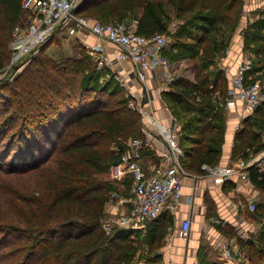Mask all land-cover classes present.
Returning a JSON list of instances; mask_svg holds the SVG:
<instances>
[{
	"label": "trees",
	"instance_id": "trees-1",
	"mask_svg": "<svg viewBox=\"0 0 264 264\" xmlns=\"http://www.w3.org/2000/svg\"><path fill=\"white\" fill-rule=\"evenodd\" d=\"M161 1L172 9L180 25L188 24L194 14L214 25L225 22L224 11L238 0ZM151 3L85 0L77 13L101 21V16L124 20L141 11L138 33H164L171 23L167 27L165 13L163 19ZM206 11L210 16H204ZM26 16L22 0H0V72L13 74L8 69L9 43L15 25L22 24ZM118 23L131 24L127 20ZM200 31L196 38L200 51L204 57L215 59L218 51L211 42L210 30L203 25ZM55 41V37L46 41L16 77L0 83V172L29 178L35 175L38 179L29 189L13 191L14 223H0V263L130 264L136 258L135 238L122 229L111 233L104 226L105 206L115 187L103 176L120 159L130 137H145L146 124L141 111L130 106L123 89L98 86L95 77L87 74L96 69V62L87 53L79 50L76 56L59 59L49 55L47 49ZM256 55L264 57V44ZM255 67L253 60L251 73ZM218 77L213 83L204 67L196 65L194 80L174 77L164 92L174 105L185 104L186 111L195 112L182 123L178 113L170 110L178 117L179 143L186 158L182 162L190 173L202 172V165L214 166L222 159L226 131L220 123L221 106L216 99L217 91L223 87L228 90L229 85L226 72ZM261 109L264 105L256 110ZM260 115L264 118V110ZM118 140L125 141L124 148H116ZM234 150L239 152V160L261 154L263 133L246 123L236 133ZM7 159L10 162L5 166L3 161ZM248 172L251 182L264 194V170L253 165ZM252 217L262 224L239 244L247 248L251 264H264L263 202L257 203ZM173 225L170 217L158 227L149 241L151 252L162 248Z\"/></svg>",
	"mask_w": 264,
	"mask_h": 264
},
{
	"label": "built area",
	"instance_id": "built-area-1",
	"mask_svg": "<svg viewBox=\"0 0 264 264\" xmlns=\"http://www.w3.org/2000/svg\"><path fill=\"white\" fill-rule=\"evenodd\" d=\"M83 1L22 0V8L27 12V16L25 22L15 25L12 32L11 60L8 67L9 70H13L12 76L18 74L38 53L40 47L52 37H56L59 32L66 31L67 35H75L80 29H87L98 38L115 44L119 48L115 61H132L136 66L137 77L142 81L146 80L149 70L154 71L160 67L169 68L170 61L163 52L171 44L173 35L179 27L177 20L170 24L166 32L146 36L138 33L134 24L105 23L78 14L77 9ZM90 49L96 57L98 69L114 63L101 44L92 45ZM252 66V59L249 55L243 54L239 67L230 78L225 103L227 109L233 107L237 101L243 104V110L246 112H254L264 105V84L247 79ZM173 79V76L166 75L164 86H169ZM158 98H161V94ZM130 106L139 109L143 118H148L147 115L145 116L141 101H137L136 105L131 101ZM172 118L173 122L170 125H164L156 118L151 121L160 132L164 144L160 152L161 159L153 165L150 173L138 160L147 143L144 137L129 138L120 159L110 166L109 175L112 182H118L127 174H130L133 180L131 212L128 215H122L121 222L124 225L143 224L159 218L165 210L176 211L183 201L188 204L194 202L192 194L184 196L183 193V179L191 173L183 166L182 159L185 157V151L179 143L177 118L175 116ZM262 161L260 155L225 165H204V169L215 178L219 186H222L228 181H236V183L250 181L248 169L253 165L260 167ZM110 198L118 205L121 203V198H118L115 190L110 192ZM243 206L250 211L257 209V203L254 200L243 203ZM180 223L182 237L187 238L193 219L186 217ZM104 226L110 231L111 222H104ZM223 254L226 259H231L232 251L225 247ZM168 264L176 263L171 261Z\"/></svg>",
	"mask_w": 264,
	"mask_h": 264
},
{
	"label": "crops",
	"instance_id": "crops-1",
	"mask_svg": "<svg viewBox=\"0 0 264 264\" xmlns=\"http://www.w3.org/2000/svg\"><path fill=\"white\" fill-rule=\"evenodd\" d=\"M140 14L141 11L137 13V16L128 20L129 23L134 24L137 27L138 17ZM169 22L170 21L168 20L167 27L170 24ZM59 34L62 36L67 33L59 32L58 35ZM74 37L82 40L83 42H87L88 45L91 46L95 44H101L104 46L110 60L114 61V63L107 65V67L111 68L116 74L120 73L126 82L129 81L131 97L143 103L145 116H148V118H144V123L146 124L144 138L147 140V143L143 147L138 160L150 173L153 165L161 159L160 152L164 144L160 132L157 131L151 121L153 118H156L164 125H170L173 122V116L169 108L162 104V95L161 98H158L163 90H166L168 87L164 86L166 82V75L173 77L182 76L194 80V67L192 71L188 72V74H184L186 73V69L184 70L185 72H183L182 68L179 70L176 68L179 66L182 67L185 58L180 60L176 59L173 61V70H169L170 68L165 67H160L154 71L149 70L147 71L146 80L142 81L137 77L136 66L132 61H115L119 50L115 44L105 39L98 38V36L87 29H80ZM237 40L238 39H233L231 48H228L221 58H217V60L220 59V63H216V72L212 74L206 71L211 75V81L213 83L219 79L218 75L220 72L225 70L228 75V85L230 86L231 75L237 70L241 57L245 54L242 51L243 45H240ZM182 48V46L179 48L174 44L172 46L169 45V47L164 50L163 54L171 61V59L178 53L176 50H179L181 53ZM200 55L204 57L202 53ZM208 65L212 64L208 61L206 67ZM173 71H176L177 73H173ZM250 71L247 74V79L249 81H260L264 84V79H252L253 76ZM148 96H151L152 98L148 99ZM216 100H218V104L221 107L226 109L225 111L228 113L227 118L228 121H230L223 147V154L226 153V155H229L226 151L230 150L232 148L231 146H233L232 129L234 124H236V122L241 118L246 119L250 114L252 115V112L244 111L243 104L240 101H237L233 107L227 109L225 107V103L227 102V90L223 92L221 89L218 90ZM247 119L252 121V117ZM262 154H264V152L260 154L261 158L264 160V155ZM260 155L256 157H259ZM238 160L239 159L232 162L234 163ZM185 161L186 158H184V163ZM227 163H230V161L222 159L216 165H225ZM260 167L264 170L263 166ZM202 170V172L192 171L191 175H188L183 179L184 196L192 194L194 196V202L192 204H188L183 201L176 211H171L170 209L165 210L159 216V220L155 219L143 224L136 223L132 225H124L121 222L122 215H128L131 212V205L128 204L129 197L126 196L128 195V191L124 190V182L129 181L133 186L132 176L127 174L115 184L114 187L119 192L121 203L118 205L113 200H110L105 206V213L108 220L111 222V229L117 227V229L129 232H131V229H143L146 232H152L150 237L151 240L155 237L158 227L163 224L164 221H168V218L170 217H172L174 221V225L170 227L166 233L162 248H160L157 253L155 252L150 254L148 259L145 260L134 258L130 264H168L171 261L176 264H222L223 259L216 254V250L218 248L223 252L225 247L231 249L232 257L234 255L232 263L236 262V257H238L239 260L242 259V257L244 258V255H246L245 253L248 250L245 252V249H243L238 242L236 243V241L230 240V242H228L229 239L227 238V240L224 241L222 233L230 235L228 232L229 229H246V231L256 233L262 224V220L252 217L253 211L244 207L243 203H248L252 200L256 201V203L264 202V194L251 182V180L239 183H236V181H228L222 186H219L216 183L215 178L204 169V165H202ZM247 213L249 215L248 218L244 216V214ZM186 217H191L193 219V223L188 237L184 238L181 234L180 222ZM224 227H226V229ZM158 256H162V259H158ZM247 257L249 258L248 252ZM248 258L246 262L248 260L250 261Z\"/></svg>",
	"mask_w": 264,
	"mask_h": 264
},
{
	"label": "rangeland",
	"instance_id": "rangeland-1",
	"mask_svg": "<svg viewBox=\"0 0 264 264\" xmlns=\"http://www.w3.org/2000/svg\"><path fill=\"white\" fill-rule=\"evenodd\" d=\"M151 1H152L151 5L153 9L156 7L157 14L160 15V17H162L163 19H165L166 17V19L170 21L169 23H172L171 22L172 20L175 21V18H176L175 13L172 11V9L168 8L167 5H165L161 0H158L156 2L154 0H151ZM164 13H165V17L163 16ZM203 14L204 16H210V12L208 11L204 12ZM224 14H225V22L220 23V24L219 23L214 24V25H211L210 20L208 22H205L203 20V17L200 18L198 16H201V15H197V14L189 16L188 24L182 22V24L180 25V20H177L179 22V27L177 28V31L173 35V39H172L170 46L174 44L176 47L180 48L182 46L183 48L181 49L182 50L181 53L179 50H176V52L178 53L174 56V58L171 59V61L168 58L170 61L169 70H173L172 69L174 66L173 61H175L176 59L180 60V59L185 58V61L183 62L182 67L179 66L176 68L178 70L182 68L183 72H185L184 70L186 69V73L184 74H188V72L192 71L193 67L195 68L196 65L205 67L204 70L213 74L217 70L216 63H220L219 61L220 59L217 60V58L218 57L221 58L225 54V51H227L228 48H231L233 39H238L237 41H239V44L243 45V47L241 46L242 51L245 54L250 55V58H252L254 60V64H256V67H255L256 69L252 73V76H253L252 79L254 80L264 79V57L256 58L257 56L256 51L259 48H261V46L264 44V0H238L232 7H230L229 9H226L224 11ZM133 16L134 14H129L127 16L128 19H126L127 18L126 17L124 20H127V21L131 20ZM194 18H198V19H194ZM98 19L104 22H113V23L124 21L122 20V18H114V17H107V16H101ZM203 25L205 26L206 29L210 30L211 42L214 43L213 45L215 46V49H216L215 51H218V55L215 59L214 58L210 59L211 57L209 58L202 57L200 55L202 52L199 49L200 46L196 42L197 41L196 38L201 32L200 29L201 27H203ZM64 33H67V32L64 31ZM55 38H57L58 41L51 43L47 49V53L49 55H52L55 58L59 59V58H67L68 56H72V57L76 56L78 55L77 51L79 50L84 51L89 56H91L94 62H96V69L90 70L87 74L88 75L92 74L95 77V82L97 83V85L106 86L107 88H109V90L110 89L113 90V88H117V89L121 88L123 89L124 92H126L125 96L128 97L129 104L131 101L134 102L135 105L137 104V100L134 101L133 98L131 97L129 81L126 82L122 78L121 75L114 73L111 68L105 65L101 69L97 68L96 57L90 49L91 45H88L87 42H83L82 40L76 39L74 35L64 34L60 36L59 34ZM208 61L212 65H208L206 67V64ZM174 72L177 73L176 71H173V73ZM222 72L223 74H225V70H222ZM16 76L17 74L12 76V74L9 75L7 72H4V71L0 72V83H4L5 80L12 79ZM75 78L76 80L81 82L80 76H77ZM222 89H223L221 90L222 92L226 91V87H223ZM165 91L166 90H163V92L161 93L162 104H164L165 107L169 108V110H171L173 113L176 114L177 112L178 115L181 117L182 123H184L185 122L184 119H186L188 116H191V114L195 112L186 111L184 109L186 106L185 104H182L180 106L174 105V103L170 101L168 97L164 96ZM218 110L220 112V123L225 128V131L227 134V128H228V125L230 124V121H228V118H227L228 113L225 111L226 109L224 107H221ZM263 110L264 109L255 110L254 112H252V115L250 114L249 117H247V118L252 117V121L247 118L246 119L241 118L242 120L239 118L240 120L237 121L236 124H234L235 127L233 126V129H232L233 146H231L232 148L230 150L226 151L229 153V155L228 154L226 155V153L223 154V157H222L223 160L227 159L230 162H232L240 158L239 152L234 150V142H235L237 131H239L246 123H249L252 128H254L255 130L261 131L264 135V118L261 117L260 115V112L261 111L263 112ZM177 120H178V117H177ZM124 145H125L124 140H118L115 146L116 148L118 147L124 148ZM8 162H10V159L3 161V163H5V166H8ZM262 162H264V160ZM261 166L264 167V163H261ZM0 171H2L1 168H0ZM29 177L30 175L27 176L25 174L16 175V174H7L5 172H0V223L1 224L14 223L12 221V218L14 215V212H13L14 206L11 200V196L13 194L14 189L23 188V187L25 189H29L31 186L33 187L37 183L38 179L35 175H33L31 178ZM103 177L110 179L109 173ZM112 183L115 186L117 182L115 183L112 182ZM114 190L118 193V198H120L118 190L117 189H114ZM124 190L128 191V195L126 196L129 197L128 204L131 205V201L133 198L132 183L129 181L124 182ZM244 216L246 218L249 217L248 213L244 214ZM106 221H109L107 216L104 222ZM224 228L226 229V227ZM114 230H117V227H115L114 229H110V232L114 233ZM127 232L125 233L127 234L128 237L133 238L132 236H134L136 240V246H137V249L135 252L136 258L145 260V259H148L150 254H153L155 252L157 253L159 251V250H155L151 252L150 250L149 240H150L152 232L149 233V232L144 231L143 229H138V230L131 229L132 233L129 231ZM228 232L230 235H227V233L226 234L222 233V237L224 241L229 239L228 242H230V240H233V241H236V243L237 242L240 243V240H246L253 235L252 232L246 231V229L245 230L229 229ZM0 234H2L1 231H0ZM243 249H245V252H246L247 248H243ZM247 252L245 253L246 255H244V258L242 257V259L239 260L238 257H236L235 259L236 262L232 263V258L234 257V255L233 257L231 256V259H225L223 252L220 251L218 248L216 250V254L222 257L223 259L222 264H251L249 260L246 262L248 258ZM0 264H5V263H0Z\"/></svg>",
	"mask_w": 264,
	"mask_h": 264
},
{
	"label": "water",
	"instance_id": "water-1",
	"mask_svg": "<svg viewBox=\"0 0 264 264\" xmlns=\"http://www.w3.org/2000/svg\"><path fill=\"white\" fill-rule=\"evenodd\" d=\"M84 1H85V0H84ZM84 1H83V2H84ZM83 2L80 4V6L83 4Z\"/></svg>",
	"mask_w": 264,
	"mask_h": 264
}]
</instances>
